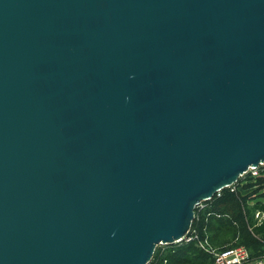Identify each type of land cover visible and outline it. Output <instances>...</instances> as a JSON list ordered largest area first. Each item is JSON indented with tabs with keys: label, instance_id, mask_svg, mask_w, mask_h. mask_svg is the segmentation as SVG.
Masks as SVG:
<instances>
[{
	"label": "water",
	"instance_id": "95a60500",
	"mask_svg": "<svg viewBox=\"0 0 264 264\" xmlns=\"http://www.w3.org/2000/svg\"><path fill=\"white\" fill-rule=\"evenodd\" d=\"M264 163V0H0V264H147Z\"/></svg>",
	"mask_w": 264,
	"mask_h": 264
},
{
	"label": "trees",
	"instance_id": "16d2710c",
	"mask_svg": "<svg viewBox=\"0 0 264 264\" xmlns=\"http://www.w3.org/2000/svg\"><path fill=\"white\" fill-rule=\"evenodd\" d=\"M244 200L240 194L229 190H223L219 196L214 195L211 199L203 202L202 208L198 207L195 210L196 218L192 222V230L199 239L208 240L206 233H215L224 229L234 235L237 234L240 243L250 250L253 257L264 256V221L249 227L247 218V216L252 217L251 211L254 209L264 212V204L248 207ZM209 240L211 241L210 238ZM171 246L173 249H169L165 259L173 260L174 263L188 262L191 255L197 260H204L210 256L203 249L197 247L194 241L175 243ZM154 256L149 262L150 264L159 262L158 256L156 254Z\"/></svg>",
	"mask_w": 264,
	"mask_h": 264
},
{
	"label": "rangeland",
	"instance_id": "374dc122",
	"mask_svg": "<svg viewBox=\"0 0 264 264\" xmlns=\"http://www.w3.org/2000/svg\"><path fill=\"white\" fill-rule=\"evenodd\" d=\"M235 185H239V189L236 190L238 194H240L242 197H244V201L246 206L252 207L256 204H264V174L252 177L249 176L248 174H243L237 179V182ZM202 206L203 203H202ZM202 208V207H200ZM256 209L251 211L252 217H248V226L252 227L253 225H258L261 223L263 220L260 222V216H256ZM251 229V228H250ZM190 233H192V228L190 229ZM208 237V248H213V249H221L224 247H237V246H244L243 244L240 243L239 238L237 234H233L232 232L225 231L224 229H221L220 231L217 232H212V233H206ZM211 239V241L209 240ZM194 241L195 245L199 247L198 245V240L197 239H192L191 242ZM182 242H190V241H185L182 239L181 241L177 243H182ZM263 243H264V235H263ZM175 244V243H172ZM172 244H158L154 250L153 257L156 254L158 256L157 264H214L212 257L209 256V258L206 259H194L191 255L190 260L185 263H174L173 260H169L168 258L165 259L169 249H173L171 246ZM246 247V246H245ZM200 248V247H199ZM202 249V248H201ZM263 249H264V244H263ZM157 251V253H155ZM150 260V261H151ZM150 264V263H147Z\"/></svg>",
	"mask_w": 264,
	"mask_h": 264
},
{
	"label": "built area",
	"instance_id": "2783aa9c",
	"mask_svg": "<svg viewBox=\"0 0 264 264\" xmlns=\"http://www.w3.org/2000/svg\"><path fill=\"white\" fill-rule=\"evenodd\" d=\"M248 174L249 176L255 177L261 174H264V163H259L255 166H250L243 174ZM239 176V177H240ZM238 177V178H239ZM237 180L231 184L226 185L225 187L217 190L214 195L219 196L223 190H229L230 192H236L239 189V185H235ZM213 195V196H214ZM211 199V198H210ZM206 201V200H204ZM204 201H200L196 205V209L198 207H202V203ZM195 209V210H196ZM256 216H260V222L264 219V212L257 210ZM196 218V214H195ZM191 229V227H190ZM190 229L182 239L185 241H191L192 239L198 240V245L202 248L206 253L210 254L214 264H264V256L262 257H253L250 250L245 246H237V247H224L221 249H213L208 248V240H201L192 230L190 233Z\"/></svg>",
	"mask_w": 264,
	"mask_h": 264
}]
</instances>
